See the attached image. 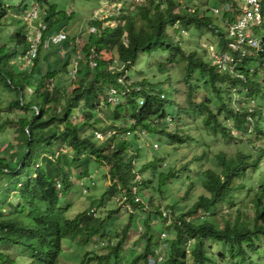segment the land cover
I'll list each match as a JSON object with an SVG mask.
<instances>
[{"label":"trees","instance_id":"trees-1","mask_svg":"<svg viewBox=\"0 0 264 264\" xmlns=\"http://www.w3.org/2000/svg\"><path fill=\"white\" fill-rule=\"evenodd\" d=\"M158 1L129 4L106 19L115 26L105 28L100 18L91 20L89 28L96 31L87 33L80 51L81 77L73 80L69 75L61 90L77 56L75 38L85 34L63 42L71 46L68 58L40 46L26 65L33 27L12 11H26L28 1L17 6L16 1L0 0V87L16 94L10 106L23 113L17 121L4 123L11 125L5 136L0 132V144L6 142L0 150V264H60L67 257L65 242L84 236L87 243L97 235L95 244L110 250L91 258L95 264H150L151 258L160 264H261L254 258L264 256V49L243 58L239 70L245 80L222 74L208 60L207 48L199 54L200 47L187 52L184 46L188 28L197 33L205 28L217 38L219 50L239 57L227 48V35L207 13L208 1L191 0L192 13L180 9L177 0H167L165 10ZM29 2L44 11L38 19L47 26L44 37L58 14L51 0ZM261 5L264 15V0ZM177 24L186 27V35L176 36ZM91 52L98 53L95 67L88 64ZM139 54L167 56L152 66L162 75L177 69L184 87L179 90L181 102L173 96L167 100L164 83L155 78L152 82L136 75L144 79L129 82V69ZM115 58L125 65L122 72L108 68ZM251 66H256L253 73ZM123 74L126 81L120 78ZM111 89H116V103L108 102ZM167 103L173 109L170 114ZM104 109L112 123L100 125ZM191 124L196 135L185 131ZM95 131L104 139L96 138ZM12 135L16 143L10 142ZM161 140L168 146L167 156L162 145L154 147ZM208 140L218 142L220 149ZM199 143L201 153L192 154L187 163L177 166L179 154L176 162L168 161L172 151L194 149ZM141 148L150 150L143 163L138 159ZM207 161L211 165L206 166ZM94 166L107 170L108 202L122 196L129 205V210L117 206L108 217L120 215V223H125L121 230L106 229L90 208L69 215V193L79 180L89 182ZM73 171L79 179L72 178ZM180 189L196 201L186 211L175 202L149 210L140 226L143 250L125 258L129 230L140 218L135 213L148 210L154 195L165 200V191L175 194ZM102 201L88 206L101 207ZM223 208L228 213H222ZM156 230L164 234L158 241ZM106 234L119 238L114 246L105 241Z\"/></svg>","mask_w":264,"mask_h":264},{"label":"rangeland","instance_id":"rangeland-1","mask_svg":"<svg viewBox=\"0 0 264 264\" xmlns=\"http://www.w3.org/2000/svg\"><path fill=\"white\" fill-rule=\"evenodd\" d=\"M12 2L16 1V5L19 6L20 2H22V0H11ZM27 10L24 11L23 8L18 7L17 11H12L13 13L15 12H19V16L25 17V13L27 11H34L36 8H38L36 6L35 3H31L29 2V0H27ZM111 3L109 2V0H51V4L54 5V10H56L58 17L55 20L54 24L48 29L47 33H53V32H57L60 31L61 29H63L68 36L73 39L81 34H85L83 36V38L81 39L82 43L84 44V47L86 45V42L88 40V35L87 33L94 31L92 30V28H90V31H87L89 26L91 25V20L94 18H96L97 16H99L100 19H104L102 21V26L105 27L108 25V22L106 20V17L108 16L109 13L111 14H117L118 10L121 9H125L129 4L130 5H134L132 4V0H110ZM178 3H180V9H183L185 6H190V1L191 0H177ZM198 1H202V0H198ZM212 0H210L209 3H211ZM262 1V0H261ZM196 2V0H195ZM117 4L119 5L117 7ZM189 4V5H188ZM23 7V6H22ZM191 7V6H190ZM110 9V10H109ZM193 8L191 7L190 9H188V13H192L193 12ZM44 11L39 10L38 13L41 15L39 18L42 19V14ZM209 14L210 17L213 18L214 20V24L219 26V30L221 31V33L226 34V29L223 25L222 22V18H221V13L220 16H213L210 12H207ZM67 16H66V15ZM38 18V19H39ZM30 21V25H36V22L33 21L32 18L29 19ZM94 21V20H93ZM41 23V22H40ZM94 24H96L95 22H93ZM111 26H115V24L113 22H111L110 24ZM97 26V25H96ZM106 28V27H105ZM103 28V30L105 29ZM175 28H177L176 30V36L180 37L182 35V32L185 31L186 27L183 28L182 26L178 25L175 26ZM38 29H40V26H36L35 28L32 29V33H34L35 31H37ZM263 32H264V23L263 25L258 29L257 34H259L260 38H263ZM187 38L185 37L184 40L186 41L184 46L187 52H192V51H196V49H198V47H200L199 50V54H203V50L201 48H207L209 51V54L212 51L217 52L218 49V41L217 38L215 37V35L213 33H211L210 31H208L207 29H203L201 31L195 32L191 27L188 28L187 30ZM31 38H29L30 40ZM76 39V38H75ZM63 49L66 50V56L65 58H68L67 56V50L68 48L71 49V46L68 44V46L62 45ZM60 47L58 46H52L51 49L49 51H46V53H51V52H56L57 54L59 53ZM84 49V48H83ZM69 51V50H68ZM214 52V53H215ZM212 54V53H211ZM210 54V55H211ZM160 57V58H158ZM166 55L162 54H151V55H144V54H139L138 59L136 64L131 67L129 69V76L131 77L132 80H136V81H140L138 79H144V78H138L136 75H138L139 77L143 76V77H148L149 81H154L153 79L155 78L157 80V82H161L164 83V94L166 95L167 100H171L172 96L175 99V101L177 103L182 101V95L179 92V90H183L184 87L180 82V75L177 71L176 68H173L170 72H167V74H161L159 73L155 67H153V62L158 63L160 61H163L166 59ZM256 67V66H255ZM110 68H114V65H111ZM63 79H67V80H63V82L60 83L61 85L59 86L61 90H63L62 88H64L69 82H70V78H69V73L67 71V74L63 77ZM173 89L175 90V93H173ZM29 91V90H28ZM53 93L54 96H58L57 98L61 101V96L59 95V92H55L53 89ZM173 93V95H172ZM16 98V94L12 93L8 88H2L0 87V132L2 133V136L6 135V131L9 130V127L11 126L10 124H4L6 123V121L8 119H12L14 122L17 121L19 119L20 116L23 115V113L16 109V108H11V103L12 101ZM237 98V97H235ZM244 103V102H243ZM241 105H244V104ZM57 105V104H56ZM173 109L171 108V104L167 103L166 106V111L168 114H170V112ZM111 115L110 113L107 114L106 109H104L103 112H101V116L104 118L103 123L100 125H107L108 123H112L109 120V116ZM186 122L188 124H190V120L185 119ZM122 121V120H120ZM184 124V123H183ZM4 125V127H2ZM185 125V124H184ZM182 124L179 123V127H181ZM186 127V126H185ZM185 131H187L188 133H193V134H197V131L195 130V126H193L191 124V126L186 127ZM14 138V135H12L11 138V143L12 140ZM9 139V138H8ZM152 139H148L149 143H151ZM14 141V140H13ZM1 142V141H0ZM8 142V143H10ZM15 142V141H14ZM160 143H158L159 145V149L161 148V145L163 146V150H164V156L168 155V146L164 145V141L161 140L159 141ZM16 143V142H15ZM209 144L213 145V148H218L217 145L219 144L218 142H211V140H208ZM5 144L1 143L0 145V150H4L5 149ZM139 144H142V141L139 142ZM181 148V147H180ZM203 148V145L201 143H199L194 149L192 147V149L189 150V147H186L184 149H180L179 151H172V156L168 157V161L171 163H174L177 161V157L179 154V157H181L182 159L178 161L177 166L179 167V165L181 164V162L183 163H187L191 157L192 154H200L201 153V149ZM225 149H229V150H233V148H225ZM152 152L154 151L151 147L150 149ZM146 151L145 148H141L139 149V161L141 163H143V161L146 159V154L147 156L149 151ZM184 153V156L180 155V153ZM150 154V153H149ZM150 157V156H149ZM176 160V161H175ZM211 165V163L209 161H207L206 166ZM95 171L92 173V178L91 179H87L89 180L88 184L87 182L85 183V180H79L78 183L72 188V191L69 193L68 195V203L70 205V211H69V215L74 216L75 214L79 213L80 211L86 210V209H93V211L97 212V216L96 218L98 219L97 221L99 222H104V227L106 229L109 230H121V228L123 227V225L125 223H120L119 221V216L120 215H113V217H111L110 219L108 218L110 215V212L115 211L114 209L119 206V204L123 201L121 197L115 198L112 202L109 201L108 202V198H109V194L105 197L104 194L106 192L107 187L110 185V182L107 180V178L105 177V174L107 172L106 168L102 167V166H94ZM73 177L72 178H76L79 179L78 174H76L74 171L72 172ZM264 178V175L261 174L260 175V181H262ZM0 185H3V181L0 180ZM188 184H186L187 186ZM88 187V189L86 188ZM89 190V192H87ZM87 192V193H86ZM86 193V194H85ZM119 193V192H117ZM84 194V195H83ZM187 190L186 189H180L179 191H176L175 194L169 193L165 191L164 194V199L167 196V199L162 200L160 199V196L158 194L154 195V198L152 199V202L149 203L150 204V208L148 210H146L147 205L145 207L146 211H138L135 214L137 216H139V220H137V225L136 226H132L131 229L129 230V235H128V239L125 245V248L123 249L122 255L125 256V258H127L128 260H130L132 257H134L136 254L141 253L143 250V246H144V242L142 240H139V235H140V226L144 220L145 215L147 214V212L149 210H154L156 209L158 206L162 205L167 207V205L171 204V203H176L178 205V207H181L183 209H185V211L191 206V204L193 202L196 201L197 198H191L189 200V195L187 194ZM170 195V196H168ZM108 197V198H107ZM102 201L101 207L98 206L97 204L95 206H88L91 205L92 202L94 201ZM120 200V203L119 201ZM148 202V201H146ZM127 207V206H126ZM89 210V211H90ZM222 213H228V209L223 208ZM216 213V212H215ZM216 221H220V216H215L214 217ZM158 222H161L160 220H158ZM166 224L169 223L165 222ZM161 231H157L155 233H153L154 236V241H158L160 240L161 235ZM105 241L111 246V245H115L116 241L119 238H113V237H108L107 234L105 235ZM84 237V236H83ZM82 236H76L74 240H70L68 242L64 243V249H65V253H66V258H62L60 259V264H81L82 261L85 262V264H95V262L91 261L90 259L93 258L95 255H105L109 252V248L106 249V247H98L95 244V239L98 237V235L96 236V238H90L89 242L85 243V238H83ZM264 253V249L261 250ZM160 254V251H158ZM161 257H159L158 259H160ZM255 261L258 263V259H260L261 264L264 263V256H256ZM150 264H155L153 260H149ZM128 262H125L124 264H127ZM112 264V262L110 263ZM159 264V263H157ZM259 264V263H258Z\"/></svg>","mask_w":264,"mask_h":264},{"label":"built area","instance_id":"built-area-1","mask_svg":"<svg viewBox=\"0 0 264 264\" xmlns=\"http://www.w3.org/2000/svg\"><path fill=\"white\" fill-rule=\"evenodd\" d=\"M144 0H133V3L139 4ZM237 8L233 10L232 5L230 3H224L222 6V10L224 12L230 13L232 11L233 19L229 18L224 19V25L227 29V37L229 39L228 48H230L233 52H238L239 57L232 55L227 52L217 51L214 53L212 51L210 55L211 64L217 67L220 71L225 73H234L236 74L235 67L240 62L242 58L247 55H253L256 51L261 50L262 40L259 39L255 33V28H258L263 23V15H262V5L260 0H232ZM215 14L220 13V9H213ZM27 17L32 18L33 21L39 17V13L37 8L34 11H29ZM97 16L95 19H98ZM94 19V18H93ZM46 26H41L40 29L35 31L30 35L29 40L30 48L25 57L26 65H29L33 62V59L36 57L38 49L40 46L49 49L52 46H59V54L65 55L66 50L63 49V42L67 40V34L65 31L61 30L57 33H52L47 35L46 37L42 36V30L45 29ZM92 32L96 31L95 27H91ZM90 29V28H89ZM90 31V30H89ZM76 48H77V56L71 60V69L69 71V75L73 80L80 78V74L78 71L79 61L81 60L82 54L80 51L84 48V44L77 37L76 38ZM98 58V53L91 52L87 56L88 64L91 67H95L97 65L96 59ZM237 75V74H236ZM116 89L109 90L108 94V102L116 103ZM96 138L104 139L103 134L99 131L94 132ZM155 148L158 147L157 144L154 145ZM125 199V198H124ZM124 199H122L124 201ZM123 201L119 205H123L124 208L129 210V205L127 203H123ZM127 206V207H126ZM93 211V209H91ZM95 216L96 212L93 211ZM164 235V234H162ZM151 260L155 262L154 258Z\"/></svg>","mask_w":264,"mask_h":264},{"label":"clouds","instance_id":"clouds-1","mask_svg":"<svg viewBox=\"0 0 264 264\" xmlns=\"http://www.w3.org/2000/svg\"><path fill=\"white\" fill-rule=\"evenodd\" d=\"M148 0H144L142 3H139V4H136V3H133V0H132V4H134V5H143V4H145L146 2H147ZM109 2L111 3V1L109 0ZM159 3H160V8L162 9V10H165L166 8H167V5H168V3H167V0H159L158 1ZM230 3L231 5H232V8H233V10L235 9V8H237L236 7V5L233 3V1L232 0H229V1H226L225 3ZM224 4V3H223ZM223 4L220 6V7H218V9H220V13H221V18H224L225 19V17L224 16H226V15H232V11L230 12V13H227V12H224L223 10H222V6H223ZM119 5L117 4V7H118ZM191 7H184L182 10L183 11H186V12H188V9H190ZM194 9V8H193ZM213 9H215V8H213ZM213 9H212V11L211 12H213ZM37 10L39 11V9L37 8ZM110 10V9H109ZM121 9H119L117 12H119ZM28 12L29 11H27L26 13H25V19L26 20H28V22L30 23V21H29V18L27 17V14H28ZM193 12H194V10H193ZM118 14V13H117ZM112 14L111 13H109L108 14V16L106 17V19L109 17V16H111ZM262 15H263V13H262ZM41 15L39 14V17H40ZM38 17V18H39ZM38 18L36 19V25H32V27L33 28H35L36 26H40V28H41V26L43 25V26H46V24H43L42 22L40 23L39 21H38ZM224 19H222L223 21V25H224ZM263 19H264V15H263ZM92 20H94V19H92ZM104 19H100L99 21H103ZM108 22V26H111L110 24H111V21H107ZM263 23H264V20H263ZM263 23H262V25H263ZM261 25V26H262ZM31 26V25H30ZM176 26H178V24L176 25ZM261 26H259L258 28H260ZM224 27H225V29H226V26L224 25ZM32 28V29H33ZM32 29H31V33L29 34V36H28V41H29V37H30V35L32 34ZM47 29V26H46V28L45 29H43L42 30V34H43V32L45 31ZM177 29V28H176ZM64 31V30H63ZM256 33V32H255ZM49 34H52V33H48L47 35H49ZM67 34V33H66ZM182 34H184V35H186V32H182ZM46 35V36H47ZM226 35H227V29H226ZM256 35H257V37L259 38V39H261L262 40V43H261V45H262V47H261V50H259V51H256L253 55H255V54H260L261 53V51H262V49H264V39L263 38H260L259 37V34H257L256 33ZM46 36H44V37H46ZM67 39H71L69 36H68V34H67ZM228 42H229V39H228V37H227V42H226V46H227V48H228ZM62 45H65V44H62ZM51 48V47H50ZM218 51H223V50H218ZM215 52V51H214ZM211 54V53H210ZM210 54L208 53V60L210 61ZM250 55H248V57H249ZM243 61V58L240 60V62L236 65V67H235V71H236V74H234V73H225V72H222V71H220L217 67H215V66H213L212 64V66L213 67H215L219 72H221L222 74H226V75H228L229 77H231V78H234V79H240V80H245V77H244V73L243 72H241L240 70H239V65H240V63ZM210 63H211V61H210ZM111 65H114V68H110V66ZM124 67H125V65L121 62V61H119L117 58H115V60L113 61V62H111L110 63V65L108 66V68L109 69H114V70H117V71H119V72H122L123 71V69H124ZM255 66H251L250 67V73H253L254 71H255ZM121 79H123V80H125L126 81V75L125 74H123L121 77H120ZM120 78H118V81L119 82H121V79ZM129 82H133V80L131 79ZM157 144V143H156ZM158 145V144H157ZM5 146H6V144H5ZM160 264V263H159Z\"/></svg>","mask_w":264,"mask_h":264},{"label":"crops","instance_id":"crops-1","mask_svg":"<svg viewBox=\"0 0 264 264\" xmlns=\"http://www.w3.org/2000/svg\"><path fill=\"white\" fill-rule=\"evenodd\" d=\"M203 1H208V3L210 2V0H203ZM260 2H261V0H260ZM180 4V3H179ZM189 5V4H188ZM221 6V4H219V5H215V4H213V0L211 1V3H209V8H210V12L212 11V9L213 8H218V7H220ZM181 7V6H180ZM186 7V6H185ZM190 7V6H189ZM213 16H220V13L219 14H215L214 12H212L211 13ZM233 14L232 15H226V16H224L225 18H229L230 20H232L233 19ZM222 19H224V18H222ZM223 21V20H222Z\"/></svg>","mask_w":264,"mask_h":264}]
</instances>
